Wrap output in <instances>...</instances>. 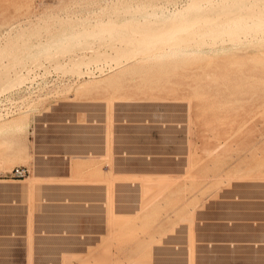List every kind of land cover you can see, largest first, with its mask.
I'll return each instance as SVG.
<instances>
[{"label": "rangeland", "instance_id": "374dc122", "mask_svg": "<svg viewBox=\"0 0 264 264\" xmlns=\"http://www.w3.org/2000/svg\"><path fill=\"white\" fill-rule=\"evenodd\" d=\"M262 19L264 0H0V96L20 91L0 168L64 102L101 113L93 148L117 141L59 215L101 217V234L60 264H264Z\"/></svg>", "mask_w": 264, "mask_h": 264}, {"label": "crops", "instance_id": "0c3cea01", "mask_svg": "<svg viewBox=\"0 0 264 264\" xmlns=\"http://www.w3.org/2000/svg\"><path fill=\"white\" fill-rule=\"evenodd\" d=\"M73 107L72 102H64L44 120L30 119L23 141L15 142L13 147L7 141L10 157L0 168V264H37L45 256L54 259L45 260V264H60L65 253L69 257L70 252L84 257L87 241L96 242L98 237L93 234H101L98 230L101 217L93 219L76 209L72 220L59 218L67 213L65 207L70 202H84L81 194L73 198L66 193L101 186L96 181L87 184L85 180L100 177L97 166L109 171L101 156L107 151L118 152L117 141L113 143L114 149L111 141L107 151L106 144L93 148L92 142L87 143L83 137L86 127L96 126L103 117L100 113L94 119L86 112L89 118L86 124L78 120ZM129 145L126 153L133 151V144ZM121 152L124 154V149ZM16 164L30 166L29 174L24 178L10 177L8 167Z\"/></svg>", "mask_w": 264, "mask_h": 264}, {"label": "built area", "instance_id": "2783aa9c", "mask_svg": "<svg viewBox=\"0 0 264 264\" xmlns=\"http://www.w3.org/2000/svg\"><path fill=\"white\" fill-rule=\"evenodd\" d=\"M20 91H15L9 94H4L0 96V113L1 114H8L9 112H7L11 107L7 106L6 102L7 100H9L11 97L14 96V93H17ZM2 100V101H1ZM11 114V113H9ZM30 172V168L28 165L25 164H18V165H14L12 166L9 171L8 174L11 177H15V178H20V177H24L25 175H27Z\"/></svg>", "mask_w": 264, "mask_h": 264}, {"label": "bare ground", "instance_id": "6f19581e", "mask_svg": "<svg viewBox=\"0 0 264 264\" xmlns=\"http://www.w3.org/2000/svg\"><path fill=\"white\" fill-rule=\"evenodd\" d=\"M231 23H232V22H231ZM231 23H230V25H232ZM243 23H244L243 20H242V21H238V22H235L232 26H235V25H236V26H237V25L242 26ZM263 23H264V20H263V19H262V20H259V21H254V22H253V24H256V25H262ZM244 25H245V23H244ZM227 26H228V25H227ZM232 26H231V27H232ZM231 27H230V28H231ZM182 28L184 29L185 26L182 27ZM172 37H173V35H172V36L170 35V36H167L166 39H171ZM164 38H165V37H164ZM173 40H174V39H173ZM131 41H132V40H131ZM153 41H154V40H153ZM166 41H167V40H166ZM180 41H182V40L179 39L176 43H179ZM190 41H191V40H190ZM177 47H178V46H177ZM137 48H138V47H137ZM150 48H151V47H150ZM138 53H139V52H138ZM132 56H133V55H132ZM128 57H129V56H128ZM116 61H117V60H116Z\"/></svg>", "mask_w": 264, "mask_h": 264}]
</instances>
